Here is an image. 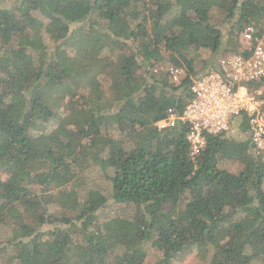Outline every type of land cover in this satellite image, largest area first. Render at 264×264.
<instances>
[{
	"label": "trees",
	"instance_id": "trees-1",
	"mask_svg": "<svg viewBox=\"0 0 264 264\" xmlns=\"http://www.w3.org/2000/svg\"><path fill=\"white\" fill-rule=\"evenodd\" d=\"M248 25L262 35L264 0H0V264H145L147 246L149 264H264L247 136H206L192 156L182 124L154 126ZM95 179L110 200L88 197Z\"/></svg>",
	"mask_w": 264,
	"mask_h": 264
},
{
	"label": "built area",
	"instance_id": "built-area-1",
	"mask_svg": "<svg viewBox=\"0 0 264 264\" xmlns=\"http://www.w3.org/2000/svg\"><path fill=\"white\" fill-rule=\"evenodd\" d=\"M240 54L221 57L214 68L190 86L191 98L182 114L173 108L154 126L160 131L186 128L191 155L199 154L206 136L227 134L233 120L243 117L247 138L256 158L264 163V37L253 25L243 30ZM169 83L178 84L183 72L169 68Z\"/></svg>",
	"mask_w": 264,
	"mask_h": 264
},
{
	"label": "rangeland",
	"instance_id": "rangeland-1",
	"mask_svg": "<svg viewBox=\"0 0 264 264\" xmlns=\"http://www.w3.org/2000/svg\"><path fill=\"white\" fill-rule=\"evenodd\" d=\"M12 4L13 3H8V6H11ZM79 14L82 15L83 11L79 10L78 15ZM80 24L81 23H74L73 25H71L70 29L72 30L75 27H78ZM262 36L264 37V27H263ZM232 41H233L232 37L224 38L223 44L226 45L225 48H228L229 44L232 43ZM49 51L51 52V51H53V49H51ZM225 55H228V54H225ZM210 56H211L210 51L199 49V57L201 59L207 60L210 58ZM222 57H223V55H222ZM162 68H163V66L162 67L158 66L156 68V70L158 72H160L162 70ZM182 72H183V75H182V78H183L184 77V71L182 70ZM85 93H92V91H91V89H86ZM234 121L230 125V130H229L228 134L230 135V137H233L235 139H244L247 135L238 134V132L236 131V122L234 123ZM112 136H114V134ZM219 166L220 167H226L227 164L221 163ZM229 169H233V168L229 167ZM88 190H89L88 191V197L90 199H94V198L96 199L99 197H104L107 200H110V198H111L110 197L111 196V185L108 181L95 179L93 182L89 183ZM114 209L117 210L116 208H114ZM112 215L114 216V214H112ZM204 256L205 255H203V254L187 253L186 255L179 258L177 260L176 264H200L202 261H204ZM158 257H159V254L156 253L152 248H149L148 246L145 248V252L141 254V260H143L145 264L152 263Z\"/></svg>",
	"mask_w": 264,
	"mask_h": 264
},
{
	"label": "crops",
	"instance_id": "crops-1",
	"mask_svg": "<svg viewBox=\"0 0 264 264\" xmlns=\"http://www.w3.org/2000/svg\"><path fill=\"white\" fill-rule=\"evenodd\" d=\"M247 135V134H246Z\"/></svg>",
	"mask_w": 264,
	"mask_h": 264
}]
</instances>
